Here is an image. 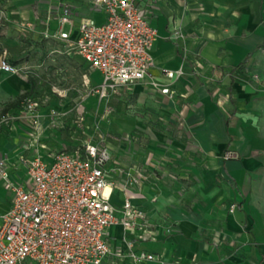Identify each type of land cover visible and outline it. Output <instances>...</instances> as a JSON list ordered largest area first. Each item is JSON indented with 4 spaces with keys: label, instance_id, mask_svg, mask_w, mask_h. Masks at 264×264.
Segmentation results:
<instances>
[{
    "label": "crops",
    "instance_id": "0c3cea01",
    "mask_svg": "<svg viewBox=\"0 0 264 264\" xmlns=\"http://www.w3.org/2000/svg\"><path fill=\"white\" fill-rule=\"evenodd\" d=\"M138 6L157 34L148 76L99 99L95 110L114 116L122 129L131 124L130 140L122 138L114 153L107 149L110 203L120 208L129 201L145 220L133 233L109 229L107 257L133 264L131 241L133 252L162 264H264V89L257 85L264 81V0H138ZM64 8L70 24L61 25ZM83 19L101 23L104 16L91 0H0V56L19 70L0 71V119L18 113L23 93L41 102L38 127L0 123V160L12 182L27 180L21 157L50 163L54 154H73L85 143L80 135L90 131L92 115L87 94L100 76L58 38L73 35ZM175 32L182 38L173 39ZM34 45L42 59L32 58ZM142 142L147 152L130 154L123 146ZM225 150L237 158L222 162ZM128 175L137 182L130 185ZM11 199L0 182V221Z\"/></svg>",
    "mask_w": 264,
    "mask_h": 264
},
{
    "label": "built area",
    "instance_id": "2783aa9c",
    "mask_svg": "<svg viewBox=\"0 0 264 264\" xmlns=\"http://www.w3.org/2000/svg\"><path fill=\"white\" fill-rule=\"evenodd\" d=\"M91 5L103 14V22L83 19L73 35L60 32L58 38L68 43L69 52L80 56L91 71L99 74L100 83L94 93L105 99L117 88L146 79L157 34L138 0H91ZM67 15L64 8L61 25L70 24ZM172 38L182 36L175 32ZM0 71L10 75L19 72L5 54L0 56ZM166 77L173 79L174 73L167 72ZM151 85L161 94H169L167 87L161 88L155 82ZM92 93L93 89L88 92ZM40 107L38 99L26 96L18 113L3 115L0 123L27 121L36 128ZM57 118V113L51 111L52 126H56ZM236 158L231 150L223 153L225 161ZM19 162L26 168L24 184L12 182L6 164L0 160V182L12 195L10 208L0 221V264H100L110 254L105 239L109 229L121 226L131 233L143 230L137 224L145 220L141 210L129 201L120 208L110 203L112 184L107 176L111 156L106 147L88 141L73 154H54L50 163L39 156L29 160L21 157ZM128 178L130 185L137 182ZM234 208L231 206L229 213ZM143 238H150V233L144 231ZM127 245L133 264H162L152 254L133 252L131 241Z\"/></svg>",
    "mask_w": 264,
    "mask_h": 264
},
{
    "label": "rangeland",
    "instance_id": "374dc122",
    "mask_svg": "<svg viewBox=\"0 0 264 264\" xmlns=\"http://www.w3.org/2000/svg\"><path fill=\"white\" fill-rule=\"evenodd\" d=\"M31 50H33V54H32L33 59H39V58L42 59L41 54H40V50L38 49V45L32 46ZM46 50L50 51L51 48L48 47ZM0 53H2V51ZM32 64H34V63H32ZM252 81L257 83V81H259V78H257V77L253 78ZM260 81L261 82L257 85H260L262 87V89H264V81L263 80H260ZM95 88L96 87H92L93 93L91 95L87 94L88 96H91V98H92V106H91L90 110L88 111V112L92 113L91 121L89 123V125L91 126V127L89 126L90 131H85V133L83 131V134H81L80 136L81 137L83 136V138H82L83 141H85V142L91 141L92 143L100 144L102 146H105L107 149L111 150L114 153L118 149H121L122 138L125 137L127 141L130 140L129 136H127V135H128V133L131 132V126H130L131 124L128 122H123L124 126L128 125V128L126 127V128L122 129V127L118 126L115 123V120L113 119L114 116L111 117V114H109V116L107 118L105 117V115L100 117L99 112L97 110H95L99 106V96L94 93ZM34 94L38 98H40V95H38L37 91H35ZM46 96L49 97V96H52V94L47 93V91H46ZM0 115H1V110H0ZM78 117L82 118L81 115H78ZM151 129H153V128H151ZM147 145H148V143L142 142L141 145H138L140 147L133 148L131 143H129V144L125 143L123 146L126 147L127 151L131 154L133 149H136V152H138L140 150H142L143 152H147L149 150L147 148ZM80 149H82V147H80ZM225 151H227V150H225ZM225 151H223V153ZM223 153L221 156L222 162L225 161L223 159ZM261 192H263V190ZM203 237H204V235H203ZM113 262L114 261H113L112 257H107L100 264H113Z\"/></svg>",
    "mask_w": 264,
    "mask_h": 264
},
{
    "label": "trees",
    "instance_id": "16d2710c",
    "mask_svg": "<svg viewBox=\"0 0 264 264\" xmlns=\"http://www.w3.org/2000/svg\"><path fill=\"white\" fill-rule=\"evenodd\" d=\"M11 65V64H10ZM13 66V65H12ZM30 95V93L28 92V93H23V94H21L20 96H19V98H18V100H22L24 97H26V96H29ZM11 107H13V105L12 104H10V105H8L3 111H2V113L4 114L9 108H11Z\"/></svg>",
    "mask_w": 264,
    "mask_h": 264
}]
</instances>
